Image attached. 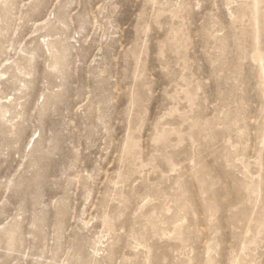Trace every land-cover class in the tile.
I'll list each match as a JSON object with an SVG mask.
<instances>
[{
    "label": "rangeland",
    "instance_id": "obj_1",
    "mask_svg": "<svg viewBox=\"0 0 264 264\" xmlns=\"http://www.w3.org/2000/svg\"><path fill=\"white\" fill-rule=\"evenodd\" d=\"M254 2L0 0V264H264Z\"/></svg>",
    "mask_w": 264,
    "mask_h": 264
},
{
    "label": "bare ground",
    "instance_id": "obj_2",
    "mask_svg": "<svg viewBox=\"0 0 264 264\" xmlns=\"http://www.w3.org/2000/svg\"><path fill=\"white\" fill-rule=\"evenodd\" d=\"M259 4H260V2H259V0H255V2L253 3V7H252V10H253V12H256V13H258L259 12ZM251 5V4H250ZM251 10V11H252ZM240 15V14H239ZM264 69V68H263ZM169 133V132H168ZM164 135H167V134H165L164 133ZM161 137H163V136H161ZM166 137V136H165ZM164 137V138H165ZM134 144V143H133ZM136 146V145H135Z\"/></svg>",
    "mask_w": 264,
    "mask_h": 264
}]
</instances>
